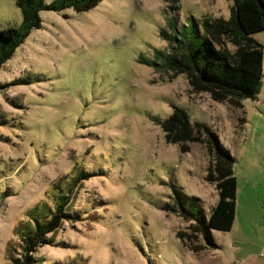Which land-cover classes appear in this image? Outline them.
Masks as SVG:
<instances>
[{
    "label": "rangeland",
    "instance_id": "obj_1",
    "mask_svg": "<svg viewBox=\"0 0 264 264\" xmlns=\"http://www.w3.org/2000/svg\"><path fill=\"white\" fill-rule=\"evenodd\" d=\"M232 4L99 0L81 11H40V27L0 68V264L20 256L16 231L29 211L42 203L55 208L59 194L70 196L65 208L74 218L47 235L37 264L201 262V251L177 236L192 223L163 206L174 205L178 189L209 213L217 194L206 180L207 135L194 130L201 141H186L182 152L161 122L182 108L192 125L217 135L234 166H256L264 104L242 110L194 92L169 54L186 36L200 42V20L228 19ZM21 23L16 0H0V28ZM195 243L204 245L201 236Z\"/></svg>",
    "mask_w": 264,
    "mask_h": 264
},
{
    "label": "trees",
    "instance_id": "obj_2",
    "mask_svg": "<svg viewBox=\"0 0 264 264\" xmlns=\"http://www.w3.org/2000/svg\"><path fill=\"white\" fill-rule=\"evenodd\" d=\"M99 0H16L22 13L19 26L0 28V68L14 54L16 48L34 28L41 25L40 11H60L73 7L85 10ZM176 1V0H173ZM196 38L186 36L182 45L176 43L172 61L180 72L187 74L194 92H208L215 101H225L234 108H243V100L256 98L262 87L264 47L252 35L264 31V0H233L228 19L204 17L197 24ZM195 37V36H194ZM142 62L151 64L150 61ZM239 120L244 122V118ZM165 137L170 143H179L182 152L189 150L186 141L200 140L194 135L203 131L212 160L207 168L206 180L215 183L218 201L207 213L193 196L173 190L171 207L164 209L176 213L186 222H191L190 233L178 230L177 236L184 246L194 252L215 247L213 230L229 231L236 215L237 179L234 174L235 158L223 146L217 135L204 123L192 125L188 113L175 108L172 115L161 122ZM70 196L59 194L55 208L42 203L28 213L30 219L18 226L16 234L21 238L20 256H11L13 264H37L35 252L50 242L51 234L58 230L64 220L74 218L66 205ZM201 236L204 245L195 242Z\"/></svg>",
    "mask_w": 264,
    "mask_h": 264
},
{
    "label": "crops",
    "instance_id": "obj_3",
    "mask_svg": "<svg viewBox=\"0 0 264 264\" xmlns=\"http://www.w3.org/2000/svg\"><path fill=\"white\" fill-rule=\"evenodd\" d=\"M264 47V33L257 32L252 35ZM264 74V56H263ZM248 100V99H245ZM243 100V105L257 108L264 104V76L262 87L256 98ZM248 102V103H246ZM243 110V109H242ZM242 127L246 124L244 115ZM264 142V141H263ZM260 160L256 166H234L237 179L236 215L232 228L222 231L221 238H213L215 247L203 249L198 254L201 257L199 264H264V152H259ZM214 188V187H212ZM217 198L210 205L212 208L218 201ZM196 196V195H194ZM198 197V196H197ZM202 202V197H198ZM210 208V210H211ZM225 253V256L222 254Z\"/></svg>",
    "mask_w": 264,
    "mask_h": 264
},
{
    "label": "built area",
    "instance_id": "obj_4",
    "mask_svg": "<svg viewBox=\"0 0 264 264\" xmlns=\"http://www.w3.org/2000/svg\"><path fill=\"white\" fill-rule=\"evenodd\" d=\"M263 255H264V253H263Z\"/></svg>",
    "mask_w": 264,
    "mask_h": 264
}]
</instances>
